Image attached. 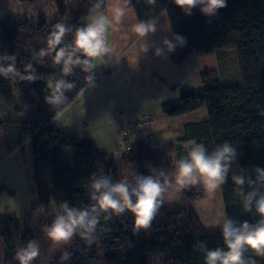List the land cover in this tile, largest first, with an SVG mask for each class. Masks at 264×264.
Here are the masks:
<instances>
[{"label": "trees", "instance_id": "obj_1", "mask_svg": "<svg viewBox=\"0 0 264 264\" xmlns=\"http://www.w3.org/2000/svg\"><path fill=\"white\" fill-rule=\"evenodd\" d=\"M94 2L74 0L66 4L63 0H57L61 19L52 24H47L41 15L26 23H19L9 16L0 19V55H15L17 69L23 75L28 74L23 72L25 65L31 63L39 76L35 82L0 77V95L8 100L29 86L32 118L25 121L0 120V130L5 132L8 144L12 148H22L23 143L29 141L34 155V191L38 201L31 205V213H26L24 219L40 210H44L45 214L56 211L60 214V205L64 201L69 203V207L89 206L90 185L94 176H110L113 182L123 178L132 181L135 173L147 176L151 174L150 169H159L165 163L174 161V156L178 159L186 156L195 144H202L211 153L218 145L228 142L237 149L238 159L232 164L227 182L221 186L227 219L255 223L259 217L243 210L241 199L234 191L236 185L232 176L238 174L240 169L254 175L255 167L264 168V0H226L227 6L211 18L202 15L199 8L186 16L175 6L174 0H156L154 4L149 0H132L138 21H154L166 13L173 36L180 35L185 39V45L175 49V62L181 63L191 52L224 54L219 58V70L200 73L203 84L201 92L185 89L178 99L162 105L168 117L184 116L204 109L207 112L206 120L186 124L180 138L161 146H153L146 140H128L129 152L121 156L100 149L91 139L64 134L50 126V121L84 87L86 74L79 68H75L71 76L64 77L77 85L65 93L68 100L64 105L50 106L45 101V96L50 94L47 87L49 77L58 79L62 73L60 66L52 63V56L39 57L37 53L47 47V36L56 23L69 27L70 31L66 33L61 46L70 48L75 29L84 26ZM232 55H235L233 59ZM224 57L228 58V66L231 59H238L239 83L229 82L227 73L232 72V68L227 67ZM40 162L51 164L54 175L51 183L42 181ZM3 188L14 192L11 187ZM245 190H249L247 186ZM260 190L264 191V186ZM181 195L194 201L205 196V189L201 185H193ZM133 220L134 217L128 212L113 215L109 221H105L101 215L91 244L77 234V248L71 252L70 258L63 261L58 256L50 264H94L98 245L106 251L102 264H154L158 260L155 258H160L162 264H205L204 254L197 250L196 244L202 241L209 249L223 246L221 232L208 234L193 208L169 211L164 204L150 227L138 234H134ZM52 221L45 217L43 224L39 225L45 234L46 226ZM13 230L21 231L18 219L0 220L5 264H18L11 247ZM25 235L23 246L35 238L30 229ZM45 239L50 241L47 236ZM257 259L258 264H264V258ZM32 264L42 262L37 257Z\"/></svg>", "mask_w": 264, "mask_h": 264}, {"label": "clouds", "instance_id": "obj_2", "mask_svg": "<svg viewBox=\"0 0 264 264\" xmlns=\"http://www.w3.org/2000/svg\"><path fill=\"white\" fill-rule=\"evenodd\" d=\"M155 3L156 0H149ZM131 0H95L89 8L90 19L85 18L83 27L75 29L71 47L61 46L69 27L64 23H56L47 36V47L40 49L39 57L52 56V63L60 66L61 78L50 76L47 87L50 94L45 101L50 106L64 105L68 100L66 92L76 88L75 82L64 77L71 76L75 68L85 73L84 87L81 95L94 89L96 77L94 70L98 68L97 60L103 61L108 54V26H115L113 21L120 22L126 15L127 5ZM174 4L186 16L199 8L205 17H214L218 11L227 6L226 0H174ZM107 9L109 16L102 15ZM132 31L140 38H146L157 31L156 21H139L132 26ZM186 43L180 35L172 40L164 39L163 48H157L155 55L161 56L166 49L168 53L175 51ZM149 45L145 44L144 52ZM54 54V55H53ZM15 55H0V77L6 79L19 78L21 81L35 82L39 79L36 69L31 63L26 64L23 75L16 65ZM68 107H71L69 104ZM238 159L237 149L230 143L218 145L211 153L202 144L190 148L187 155L176 160L174 171L150 169V175L134 174L132 181L127 178L113 182L110 176H94L90 185V205L82 208L69 207L64 201L52 223L46 226L47 238L55 245L67 244L77 234L91 244L100 223L101 215L109 221L113 215L120 216L126 212L134 217V234L147 230L153 218L165 202L179 198V194L190 186L202 184L206 190L215 191L228 180L232 164ZM254 175L240 169L232 176L236 185L234 191L240 197L243 210L259 217L255 223L245 220L237 222L225 219L220 226L223 246L209 249L204 242H198L196 248L204 254L205 264H258L257 258H264V168L255 167ZM245 186L249 190H245ZM246 253L249 254L246 256ZM40 247L35 240L29 241L19 248L15 254L18 264H32L39 256ZM71 253L65 251L61 259L67 261Z\"/></svg>", "mask_w": 264, "mask_h": 264}, {"label": "crops", "instance_id": "obj_3", "mask_svg": "<svg viewBox=\"0 0 264 264\" xmlns=\"http://www.w3.org/2000/svg\"><path fill=\"white\" fill-rule=\"evenodd\" d=\"M63 1L70 4L74 0ZM101 14L111 18L107 9ZM39 15L44 17L47 24L60 20L57 0H0V19L9 16L19 23H26L37 19ZM154 21L157 22V31L146 38L138 37L132 31V26L139 22L138 18L131 3L127 5L126 15L122 20L113 21L114 27L108 26L109 52L103 61H96L98 68L94 70L97 86L84 95L80 92L69 103L71 107L68 104L50 121V126L64 134L91 139L100 149L121 156L129 152V142H124L122 138L125 125L145 119L146 141L153 146H161L180 138L186 124L206 120L207 112L204 109L179 117H168L164 113L163 103L178 99L183 90L202 91V70L194 62L201 52H191L181 63L174 61L175 51L168 53L165 49L161 56H156V49L163 48V40H172L173 34L166 13ZM145 44L150 46L146 53L143 50ZM208 63L207 59H201L203 69ZM211 63L216 65L213 69L219 70V59ZM227 70L226 68V72ZM238 73L235 75L228 71L229 82L239 83L241 75ZM140 138V135H133L129 141ZM27 142L29 141L23 143V150L21 146L12 148L5 132L0 130V169L11 158H15L14 169H20L19 159L23 157ZM33 160L34 155L30 164ZM148 168H151L150 165ZM26 174L27 182L34 190L36 171L34 173L33 170L32 175H28V171ZM179 202L185 207H193L190 200L181 194L178 199L166 201L165 207L168 209L169 205Z\"/></svg>", "mask_w": 264, "mask_h": 264}, {"label": "rangeland", "instance_id": "obj_4", "mask_svg": "<svg viewBox=\"0 0 264 264\" xmlns=\"http://www.w3.org/2000/svg\"><path fill=\"white\" fill-rule=\"evenodd\" d=\"M228 53V52H225ZM223 53L216 54H206L201 53L197 60L199 70H211L216 65L212 64L211 61H217L220 57H223ZM232 59L235 55L231 56ZM201 59H207L209 61L206 68L201 64ZM231 59L230 66H228V58L224 57L223 60L227 62V67L232 68V72L236 75L239 71V63ZM240 75V74H238ZM32 118V108L29 102V86L25 87L24 92H20L13 99H5L0 95V120H18L25 121ZM166 144V143H164ZM163 145V144H162ZM196 145V144H195ZM70 152L72 150L70 149ZM23 157L19 159L20 169H14L15 158H11L7 161L6 165L0 169V220L16 218L20 222L21 231L18 233L17 230L12 232L11 247L13 252L19 250L23 247V241L25 234L28 229L32 230L34 233L35 240L40 247V254L38 258L42 264H50L51 260L55 257L62 256V253L67 251L69 253L74 252L77 248L75 241V236L67 244H61L59 246L55 245L52 241H47L45 239V231L39 225L43 224V219L50 218L54 219L57 211L51 214H45L44 210L37 211L36 213L30 215V217L25 220L26 213L30 212L31 205L38 201L37 193L28 184V175H32L34 168V160L32 162V149L29 142L26 143L25 151L22 153ZM169 164H164L160 169L165 171H174L175 161L178 160L177 156H174ZM171 159V160H172ZM33 165V166H32ZM39 173L43 182L51 183L54 175L52 171V166L49 162L39 163ZM204 189L205 187L200 184ZM11 187L14 192L4 189L3 187ZM6 188V187H5ZM192 208L196 210L199 217L202 220L204 228L208 234H214L221 232L220 226L223 224L224 220L227 219V213L222 198L221 188L217 189L215 193H212L205 189V196L194 201H190ZM185 207L181 202L174 205H169V211L182 210ZM31 213V212H30ZM26 221V222H25ZM39 229V230H38ZM106 251L101 247L97 246V261L94 264H102V259L104 258ZM155 261L154 264H162L159 260ZM0 264H5L4 262V245L0 239Z\"/></svg>", "mask_w": 264, "mask_h": 264}, {"label": "built area", "instance_id": "obj_5", "mask_svg": "<svg viewBox=\"0 0 264 264\" xmlns=\"http://www.w3.org/2000/svg\"><path fill=\"white\" fill-rule=\"evenodd\" d=\"M146 123H145V119H143L141 122H135V123H131L129 125H125L123 127V131H122V138L123 141L126 142L129 140V138L133 135H135V137L140 135V140H146L147 136H146ZM141 132V133H139Z\"/></svg>", "mask_w": 264, "mask_h": 264}]
</instances>
